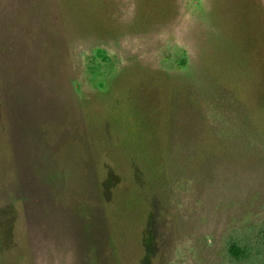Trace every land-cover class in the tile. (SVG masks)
I'll use <instances>...</instances> for the list:
<instances>
[{
	"label": "rangeland",
	"instance_id": "374dc122",
	"mask_svg": "<svg viewBox=\"0 0 264 264\" xmlns=\"http://www.w3.org/2000/svg\"><path fill=\"white\" fill-rule=\"evenodd\" d=\"M264 0H0V264L264 261Z\"/></svg>",
	"mask_w": 264,
	"mask_h": 264
},
{
	"label": "trees",
	"instance_id": "16d2710c",
	"mask_svg": "<svg viewBox=\"0 0 264 264\" xmlns=\"http://www.w3.org/2000/svg\"><path fill=\"white\" fill-rule=\"evenodd\" d=\"M261 242L264 245V228L261 234ZM229 256L239 262H245V264H264L263 262H254L251 257L253 254V247L243 243L241 240L233 239L229 242L227 247Z\"/></svg>",
	"mask_w": 264,
	"mask_h": 264
}]
</instances>
